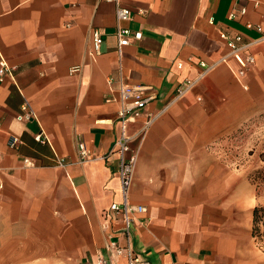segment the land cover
<instances>
[{"label": "crops", "instance_id": "1", "mask_svg": "<svg viewBox=\"0 0 264 264\" xmlns=\"http://www.w3.org/2000/svg\"><path fill=\"white\" fill-rule=\"evenodd\" d=\"M256 1L120 0L133 13L122 25L142 37L119 55L115 1L0 0V58L14 67L0 81V264H96L110 255L128 264L111 247L128 243L123 222L107 217L122 199L112 150L119 103L106 99L120 76L154 96L128 130L138 151L129 200L146 208L130 226L134 256L264 264L252 236L256 184L213 149L264 112V0ZM222 32L242 35L241 53L255 57L242 77L235 60L222 61L231 50ZM10 136L20 139L14 147Z\"/></svg>", "mask_w": 264, "mask_h": 264}, {"label": "built area", "instance_id": "2", "mask_svg": "<svg viewBox=\"0 0 264 264\" xmlns=\"http://www.w3.org/2000/svg\"><path fill=\"white\" fill-rule=\"evenodd\" d=\"M116 2V15L118 20L117 26V35H118V52L119 55L122 54L123 47L131 43V37L133 36L136 39L142 37V31H132L131 28L122 25L123 21L129 20L132 18L131 8L121 4L120 0H109ZM255 1L257 4L258 2ZM242 13L246 12V7L240 9ZM234 16V14H232ZM249 27H253L252 24H248ZM255 27L258 30H263V25L257 24ZM221 37L227 41L228 46L230 47V53L225 56L222 61H230L231 59L235 60L238 67V75L240 77L244 76L249 67L254 64L255 57L252 53L243 54L241 50L246 47L242 42V35H237L235 39H231L225 32L221 33ZM103 39L99 30H94L93 33V51L95 53L101 52V45ZM192 60V58H190ZM179 67L183 66V63L180 62ZM200 65L204 68V73H207L211 68L205 61H200ZM14 74V67L11 66L8 61L4 58H0V81H2L7 75ZM114 83V79L110 80V85ZM117 86L111 88L112 93L106 97L107 101H117L119 103L118 110V119L121 126V134L118 140L115 142L112 150L118 153L119 164H118V175L120 178V185L122 191V199L119 202H113L109 209L107 210V217L113 221L115 219L121 218L123 226L121 230L125 234V237L128 241L127 245L120 247L116 241L111 243V247H114L118 252L125 251L126 256L128 257V264H143L144 261L135 257L133 254V249L131 246V222L136 219H141V213L146 210L145 206L142 204H133L129 200L130 188L133 183L134 170L137 159V150H133L131 147V141L133 136L129 133V126L131 122H135L137 118L141 117L144 112L147 104L154 97L150 91L153 89L152 86L142 83H130L127 82L122 76L116 81ZM191 82H186L185 86L180 89L179 94H182L189 86ZM116 92V94H115ZM29 114L23 115V117H28ZM155 117L150 116L144 126L141 128L142 131H146L148 126L153 122ZM39 138V137H38ZM20 142V139L17 136H10L9 145L14 147ZM83 153H85V144H81ZM28 165L32 164L33 161L26 159L25 161ZM140 222H142L140 220ZM113 258L110 255L109 257H100L96 264H113Z\"/></svg>", "mask_w": 264, "mask_h": 264}, {"label": "rangeland", "instance_id": "3", "mask_svg": "<svg viewBox=\"0 0 264 264\" xmlns=\"http://www.w3.org/2000/svg\"><path fill=\"white\" fill-rule=\"evenodd\" d=\"M213 149L225 165L238 169L241 177L250 179L253 172L264 168V112L225 134ZM256 187L260 196L256 197L255 205L259 202L264 205V185L256 183ZM255 240L257 246L264 250V236Z\"/></svg>", "mask_w": 264, "mask_h": 264}, {"label": "trees", "instance_id": "4", "mask_svg": "<svg viewBox=\"0 0 264 264\" xmlns=\"http://www.w3.org/2000/svg\"><path fill=\"white\" fill-rule=\"evenodd\" d=\"M264 160V157H263ZM250 179L253 183H258L264 185V168L256 170L250 175ZM264 205L259 204L253 208V226H252V236L255 239L262 238L264 236Z\"/></svg>", "mask_w": 264, "mask_h": 264}]
</instances>
